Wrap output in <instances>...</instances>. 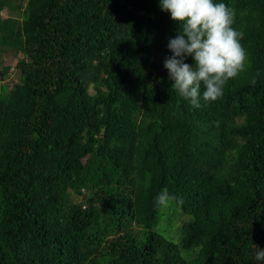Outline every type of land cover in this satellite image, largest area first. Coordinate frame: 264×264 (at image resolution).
Masks as SVG:
<instances>
[{
	"label": "trees",
	"instance_id": "trees-1",
	"mask_svg": "<svg viewBox=\"0 0 264 264\" xmlns=\"http://www.w3.org/2000/svg\"><path fill=\"white\" fill-rule=\"evenodd\" d=\"M215 2L251 67L193 108L159 0H0V264H264V0Z\"/></svg>",
	"mask_w": 264,
	"mask_h": 264
},
{
	"label": "clouds",
	"instance_id": "clouds-1",
	"mask_svg": "<svg viewBox=\"0 0 264 264\" xmlns=\"http://www.w3.org/2000/svg\"><path fill=\"white\" fill-rule=\"evenodd\" d=\"M159 6L179 25L177 35L167 45L172 55L164 60L171 89L193 108H200L201 100L208 104L221 99L228 81L251 67L249 53L241 43L243 34L233 27V9L215 0H159ZM188 57L194 64L185 62ZM256 76L251 80L253 85ZM183 203L182 197L167 188L154 199L157 207L164 208ZM254 246L255 259L264 261V249Z\"/></svg>",
	"mask_w": 264,
	"mask_h": 264
},
{
	"label": "rangeland",
	"instance_id": "rangeland-1",
	"mask_svg": "<svg viewBox=\"0 0 264 264\" xmlns=\"http://www.w3.org/2000/svg\"><path fill=\"white\" fill-rule=\"evenodd\" d=\"M1 16L4 18L8 17L9 16L8 11L5 10L4 12H2ZM3 60H4L6 65L11 66L13 68V70L10 71V74H11L10 78L7 79L3 83H8L12 87V85L18 81V75L15 73V68H14L16 63H17V60H16V58L14 59V57L10 53L6 54L3 57ZM165 225L169 226V228H171V229L167 228ZM180 226H181V224H180ZM172 227L170 226L169 222L163 221V223H161V225L159 226V232H164L165 237L172 238L173 237V234H172L173 230L172 229H175L176 226H172Z\"/></svg>",
	"mask_w": 264,
	"mask_h": 264
},
{
	"label": "bare ground",
	"instance_id": "bare-ground-1",
	"mask_svg": "<svg viewBox=\"0 0 264 264\" xmlns=\"http://www.w3.org/2000/svg\"><path fill=\"white\" fill-rule=\"evenodd\" d=\"M182 236V235H181Z\"/></svg>",
	"mask_w": 264,
	"mask_h": 264
}]
</instances>
